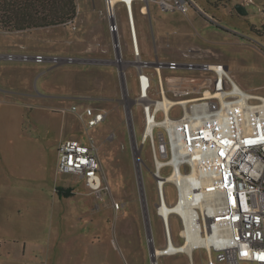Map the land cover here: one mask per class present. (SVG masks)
Returning <instances> with one entry per match:
<instances>
[{"label": "rangeland", "instance_id": "obj_1", "mask_svg": "<svg viewBox=\"0 0 264 264\" xmlns=\"http://www.w3.org/2000/svg\"><path fill=\"white\" fill-rule=\"evenodd\" d=\"M76 1L77 14L68 23L14 31L0 27L2 31L15 33L17 42L21 40L19 43L26 45L22 49L23 53H39L49 58H73L72 61L63 60L58 63L51 59L44 62L23 61L25 69L18 70L11 79L14 88L51 95L42 98V103L52 107L37 108L34 98L28 101L31 106L24 107L27 113L33 112L40 123L38 128L27 127L26 132L31 135L33 144L40 146L46 153L48 173L55 170L57 147L62 137L86 141L92 135L99 148L105 179L102 196L96 195L95 198L96 207H105L92 216L88 213L89 216L75 217V204L83 195L96 193L88 190L84 179L76 178L72 173H60L61 184L76 189L73 198L75 202H67L73 205L66 207V215L57 219L50 209L42 208L30 213L28 219H16V226L25 227L29 235L27 245L30 253L26 256V264H92L93 253L95 264H151L148 231L152 228L155 239L153 244L157 247H165V232L155 212L158 197L149 143L142 150L143 185L148 196L151 221L149 230L145 221L137 164L131 146V139L135 136L129 127L126 107L133 110L136 136L141 143L144 127L142 114L132 99L124 94L119 67L115 63L114 36L109 31L105 0ZM195 1L208 15L217 18L220 25L209 21L206 14L199 13L195 8H191L186 16L178 10H163L153 0L151 15L141 14L139 6L136 7L144 59H156L157 49L161 59H180L181 49L195 46L198 50L197 57L196 53L194 55L196 62H224L241 86L264 93V0ZM238 2H247V15L242 16L236 11L235 4ZM118 15L122 24V48L126 59H130L132 41L124 5H119ZM174 30H178V33L175 34ZM162 37L166 38L165 41ZM128 71L132 74L128 85L134 97L137 94L136 79L132 73L133 68L130 67ZM73 105H77L79 110H73ZM88 105L104 108L109 116L106 121L87 132L79 112ZM12 111L0 114L1 123L20 121V111ZM15 155L20 158L17 153ZM33 158L36 160L37 156L33 155ZM21 162L17 164H23L28 169ZM170 172V167L165 169V174ZM167 189V200L172 204L177 199V190L174 185H168ZM116 202L122 204L121 210L115 208ZM36 213L47 217L46 234L44 225L35 228V224L28 223L29 219L33 221L37 217L34 216ZM181 229L179 219L173 216L172 237L177 244L184 242ZM2 235L0 245L7 242L6 236ZM83 237L90 241L95 239V243L87 247L82 242ZM143 252L146 257L142 261ZM177 257L187 256L179 254ZM173 258L162 256L159 264H166ZM193 259L195 264H211L205 249H196ZM214 261V264H227L216 259ZM0 264L7 263L0 260Z\"/></svg>", "mask_w": 264, "mask_h": 264}, {"label": "built area", "instance_id": "obj_2", "mask_svg": "<svg viewBox=\"0 0 264 264\" xmlns=\"http://www.w3.org/2000/svg\"><path fill=\"white\" fill-rule=\"evenodd\" d=\"M139 1L141 13L150 14L151 0H105V6L109 31L117 39L114 47L119 76L126 84L127 95L140 108L144 122L141 143L131 108L129 124L135 136L131 146L136 159L138 155L143 161V146H150L158 197L155 212L164 226L165 246L174 241L172 217L176 216L184 229L188 223L193 224L200 240L192 252L205 249L211 264L215 259L227 264H264V93L241 86L221 61L196 62L195 46L181 49V59H161L158 49L156 59H144L135 13ZM155 1L163 10H178L186 16L195 8L220 25L195 0ZM119 5L125 6L128 15L130 59H126L121 44ZM1 58L36 62L51 59L55 63L73 59L27 53H0ZM130 67L136 79L134 97L128 85ZM72 109L79 110L77 105ZM108 116L107 110L92 105L79 112L87 132ZM57 155L59 173L82 176L102 196L103 164L92 135L86 141L62 139ZM168 167L171 172L165 174ZM140 168L143 175L142 162ZM168 185L176 187L177 199L172 204L177 203V210L166 209L167 204L172 205L167 200ZM143 203L149 213L146 193ZM115 208L120 210L122 204L116 202ZM185 210L188 214H184ZM147 220L151 224L150 214ZM151 234L148 240L154 243L152 228ZM181 236L188 240L182 231ZM178 253L187 252L172 251L158 257L152 252L151 264H159L162 256Z\"/></svg>", "mask_w": 264, "mask_h": 264}, {"label": "crops", "instance_id": "obj_3", "mask_svg": "<svg viewBox=\"0 0 264 264\" xmlns=\"http://www.w3.org/2000/svg\"><path fill=\"white\" fill-rule=\"evenodd\" d=\"M153 1L156 2L155 0ZM141 5L142 3L139 1L137 2L136 7L139 6L140 10ZM151 12L150 4V14L148 15H151ZM174 33L177 34L178 30H174ZM16 36L15 33L5 32L0 29V53L25 54L22 52V49H24L26 45L20 44L19 41L21 40H18L17 42ZM165 39V37H162L163 41H165ZM23 61L24 60L22 59H0V114L9 112L13 113L14 111L12 110L18 109L21 116L19 122L9 121L1 123L0 121V215L3 217V219L0 217V235L3 234L2 236H6L5 239H7L5 244L0 245V260H4L7 264H26L28 262L26 256L30 253V249L27 245L29 235H27L28 233L26 232L25 227L16 226V219H28L30 218V213L38 212L42 208L50 209L52 215L59 219L62 215H66V207L69 208V206L73 205L67 202H75L73 198L76 193V189L70 185L64 186L61 184L57 164L55 170L48 173V170L46 169V153L40 146L33 144L31 135L29 132H26L27 127L32 129L40 126V123L36 120L33 112L27 113L24 110L26 105L31 106V104L28 103L29 99H36L34 105L37 108H41L45 106L42 103V98H49L51 95L41 93L34 94L25 91L24 89L12 87L11 79L13 78V75L16 74L18 70L23 71L25 69V66L22 63ZM45 107L52 106L47 105ZM82 122L84 124V121ZM9 131H13L14 133H9ZM64 138L71 137H62L60 141ZM15 153H17L20 158H17ZM33 155L37 156L36 160L33 158ZM56 156L58 161V155ZM20 161H22L21 163L26 164L28 169H25L23 164L18 165L17 163ZM75 176L76 178L84 179L82 176ZM86 186L89 191H93L87 184ZM96 195L97 194L83 195L82 198H79L76 201L75 208L77 212L75 217H78V215L89 216L88 213L92 216L96 212H100L102 207H105V205H100L99 208L96 207ZM9 205L11 209L9 208ZM34 216L37 217L33 221L29 219L28 223L35 224V228L44 225V234H46L48 232V230H46L48 226L46 215L45 218L38 213L34 214ZM149 225L150 223L148 221V230L150 227ZM149 232L150 230L148 233ZM1 240L2 239H0V241ZM82 242L85 246L89 247L95 243V239L90 241L87 237H83ZM194 251H184L187 253L165 255L174 257L166 262V264H191V262H194ZM179 254H186L187 257H177ZM145 257V253L143 252L141 260L143 261ZM91 260L92 264H95L96 257L94 253Z\"/></svg>", "mask_w": 264, "mask_h": 264}, {"label": "trees", "instance_id": "obj_4", "mask_svg": "<svg viewBox=\"0 0 264 264\" xmlns=\"http://www.w3.org/2000/svg\"><path fill=\"white\" fill-rule=\"evenodd\" d=\"M76 14V0H0V27L11 31L68 23Z\"/></svg>", "mask_w": 264, "mask_h": 264}, {"label": "bare ground", "instance_id": "obj_5", "mask_svg": "<svg viewBox=\"0 0 264 264\" xmlns=\"http://www.w3.org/2000/svg\"><path fill=\"white\" fill-rule=\"evenodd\" d=\"M116 0H113V2H115ZM124 94L126 95V87H124ZM128 118L129 121L131 120V112H128ZM142 162V160L139 158V156L137 155V159H136V163L138 165V167H140V163ZM139 176V182H140V186L142 188V195H143V201L145 199V193H144V185H143V180H142V176L141 173L139 171L138 173ZM145 203V202H144ZM167 210H177L178 209V205L177 203L172 204V205H168L166 206ZM184 214H188V211L185 210ZM182 234L186 235L188 237V240L184 241L181 244H177L175 243L173 240L170 242L169 245H166L165 247H157L153 244V241H150L151 247H152V252H153V256L154 257H158L159 255L162 254H166L172 251H188L191 252L192 249L194 248V246L197 244L198 240H200V236L199 234L196 232V230L194 229V226L192 223H188V226L186 229L182 228L181 229ZM151 231L149 233V238L151 239Z\"/></svg>", "mask_w": 264, "mask_h": 264}, {"label": "water", "instance_id": "obj_6", "mask_svg": "<svg viewBox=\"0 0 264 264\" xmlns=\"http://www.w3.org/2000/svg\"><path fill=\"white\" fill-rule=\"evenodd\" d=\"M235 9H236V11H237L240 15H242V16L248 14L247 4H245V3H242V2H238V3H236V4H235ZM114 41L117 42V39H116L115 37H114ZM122 85H123V87H126V84H125L124 81H122ZM130 111H131V108H130L129 106H127V107H126V113H127V115H128V112H130ZM129 127H131L130 124H129ZM134 157H135V159H136L135 154H134ZM136 164H137V163H136ZM136 167H137V173H139V171H140V173H141V168L138 167V165H136ZM141 176H142V180H143V175H142V173H141ZM139 185H140V182H139ZM140 187H141V186H140ZM140 192H141V197H142V202H143L142 188H140ZM143 212H144V216H145V221H146V223H148V220H147V219H148V217H149V213H148L147 205L144 204V203H143ZM148 236H149V233H148ZM150 250H151V253H152V247H151V246H150Z\"/></svg>", "mask_w": 264, "mask_h": 264}]
</instances>
